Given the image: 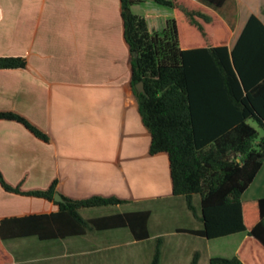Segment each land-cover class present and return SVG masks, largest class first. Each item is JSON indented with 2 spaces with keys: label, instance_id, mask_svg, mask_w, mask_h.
<instances>
[{
  "label": "crops",
  "instance_id": "1",
  "mask_svg": "<svg viewBox=\"0 0 264 264\" xmlns=\"http://www.w3.org/2000/svg\"><path fill=\"white\" fill-rule=\"evenodd\" d=\"M234 2L235 11L245 9L247 15L233 26L223 18L231 31L229 49L250 15L264 24V0ZM0 12V57L27 63L25 70H0V111L23 115L50 138L43 143L19 124L0 121L4 178L12 185L22 182L25 190L45 189L56 181L57 193L72 200L102 196L125 201L83 210L86 220L150 214L148 238L140 241L128 228L50 241H4L13 264H149L157 248L159 264H191L193 259L208 264L213 257L228 258L213 254V242L224 246L238 236L229 254L236 256L246 239L243 233L208 240L187 232L201 230L202 224L184 198L172 196L167 156L149 155L150 135L129 93L130 54L119 0H0ZM261 198L264 162L241 200ZM192 204L198 209L199 198L193 197ZM55 211L54 203L0 188V220Z\"/></svg>",
  "mask_w": 264,
  "mask_h": 264
},
{
  "label": "trees",
  "instance_id": "2",
  "mask_svg": "<svg viewBox=\"0 0 264 264\" xmlns=\"http://www.w3.org/2000/svg\"><path fill=\"white\" fill-rule=\"evenodd\" d=\"M227 1L119 0L123 40L130 54L129 93L150 135L149 155L167 156L172 196L184 198L202 224L201 230L187 232L208 240L246 235L236 256L213 257L208 264H264V198L241 200L264 162V24L250 15L229 49L231 31L220 14ZM133 6L141 13H133ZM26 68L24 58L0 57V70ZM139 83L143 92L136 88ZM0 121L19 124L39 141L50 142L17 112L0 111ZM56 184L25 190L22 182L12 185L0 171L5 193L57 206L49 214L0 220V264H13L2 245L7 240L50 241L116 228H128L135 240L148 238V211L86 220L83 210L125 201L61 196L64 202L58 203ZM193 197L199 198L198 209ZM159 257L157 248L150 264H159Z\"/></svg>",
  "mask_w": 264,
  "mask_h": 264
},
{
  "label": "rangeland",
  "instance_id": "3",
  "mask_svg": "<svg viewBox=\"0 0 264 264\" xmlns=\"http://www.w3.org/2000/svg\"><path fill=\"white\" fill-rule=\"evenodd\" d=\"M195 1L198 2L199 0H195ZM133 8H134L135 11L141 12L138 6H133ZM235 9L236 8H235V2H234V0H228L227 3H226V5H225V7H224V9L220 13L221 14V17L224 18L226 21H228L229 24L232 25V26L233 25H236L239 22L240 23L243 22L244 21V18L247 15V12H246L245 9L241 10V8H240L239 13H237L235 11ZM249 124L252 127H254L255 129L258 130L260 136L263 135V131L261 129H259L257 127V125L253 121H249ZM110 210L111 209H102V210H99V211H103L104 214H110V213H112ZM88 211H90V210H88ZM91 211L93 213V212H95L97 210H91ZM93 214H96V213H93ZM237 237L238 236L231 237L230 240L228 241L227 245L224 244V246L223 245L216 246L217 245V242H213V244H211V247H214L213 248V252H214L213 254H218L219 256H227L228 258H230L229 256H232V255H229L232 252V245H233L232 244L233 243L232 241H235L237 239ZM222 243H224V242H222ZM139 257L140 258L143 257L141 252H140Z\"/></svg>",
  "mask_w": 264,
  "mask_h": 264
},
{
  "label": "water",
  "instance_id": "4",
  "mask_svg": "<svg viewBox=\"0 0 264 264\" xmlns=\"http://www.w3.org/2000/svg\"><path fill=\"white\" fill-rule=\"evenodd\" d=\"M136 88H137V90L139 92H143L142 83L137 84ZM54 201L58 202V203H63L64 202L63 198L61 197V195L59 193H56L54 195Z\"/></svg>",
  "mask_w": 264,
  "mask_h": 264
}]
</instances>
